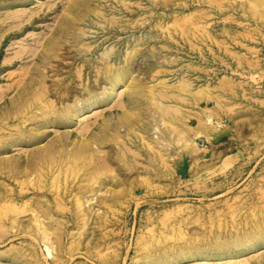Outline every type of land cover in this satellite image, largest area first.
<instances>
[{"label":"rangeland","instance_id":"1","mask_svg":"<svg viewBox=\"0 0 264 264\" xmlns=\"http://www.w3.org/2000/svg\"><path fill=\"white\" fill-rule=\"evenodd\" d=\"M0 99V264H264V0H0Z\"/></svg>","mask_w":264,"mask_h":264},{"label":"bare ground","instance_id":"2","mask_svg":"<svg viewBox=\"0 0 264 264\" xmlns=\"http://www.w3.org/2000/svg\"><path fill=\"white\" fill-rule=\"evenodd\" d=\"M17 57L19 58V56H17ZM124 77H125V75H123L122 77L111 82L113 90H117L118 86L121 87V85H122L121 83L123 82L122 79ZM112 100H113V97L110 96V97H108L106 103H109ZM0 105H1V107L4 105V102H2L1 99H0ZM100 106H102L100 101H93V102L87 104L88 110H93L95 108L98 109ZM48 108H49V105H47L41 109H43L45 111ZM83 108H85V107L78 106L75 109H72L70 113H68V116H69V118H71V121L79 119V117L82 115ZM151 130H152V134H151L152 138H154V141L157 144H160V148H163L164 147V139L162 138L163 129H162V125H161L160 121L155 120V123L153 124V126L151 125ZM192 147L194 149V146H192ZM77 202H78L79 210H84V208H85L84 198H78ZM252 236H256V235H252ZM260 236L261 235H257V237L255 239H253L252 243L250 244L251 248H253L254 245L258 244V242H261L263 240L262 237H260ZM244 248H246V247H244ZM190 256L191 255L185 256L183 258H176L173 261H169V263H173V264L177 263L178 264L180 262V260L182 262L185 259H187V260H185L184 262L192 261L193 259H189ZM201 256H203V255H201ZM193 257H195L194 260L197 259L198 261L197 262H190L189 264H221L220 262L208 263L207 261H209V257H207V256H204V257L193 256ZM220 258H222V257H220ZM220 258H218V259H220ZM199 260H201V261H199ZM224 263L233 264L234 260L226 261ZM146 264H151V262H147Z\"/></svg>","mask_w":264,"mask_h":264}]
</instances>
